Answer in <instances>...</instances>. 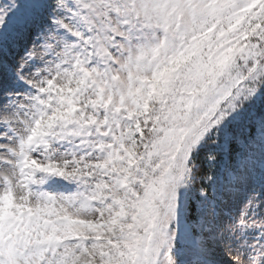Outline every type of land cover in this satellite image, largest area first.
<instances>
[{
	"label": "snow or ice",
	"instance_id": "obj_1",
	"mask_svg": "<svg viewBox=\"0 0 264 264\" xmlns=\"http://www.w3.org/2000/svg\"><path fill=\"white\" fill-rule=\"evenodd\" d=\"M0 264H264V0H0Z\"/></svg>",
	"mask_w": 264,
	"mask_h": 264
}]
</instances>
